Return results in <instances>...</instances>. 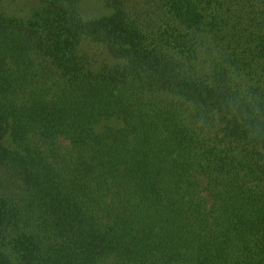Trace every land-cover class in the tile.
<instances>
[{
    "label": "trees",
    "instance_id": "obj_1",
    "mask_svg": "<svg viewBox=\"0 0 264 264\" xmlns=\"http://www.w3.org/2000/svg\"><path fill=\"white\" fill-rule=\"evenodd\" d=\"M0 0V264H264V0Z\"/></svg>",
    "mask_w": 264,
    "mask_h": 264
},
{
    "label": "rangeland",
    "instance_id": "obj_2",
    "mask_svg": "<svg viewBox=\"0 0 264 264\" xmlns=\"http://www.w3.org/2000/svg\"><path fill=\"white\" fill-rule=\"evenodd\" d=\"M10 5L12 11L18 17L30 15L31 6L37 5L35 0H4ZM82 10L86 18H97L104 13V8L100 0H82Z\"/></svg>",
    "mask_w": 264,
    "mask_h": 264
}]
</instances>
